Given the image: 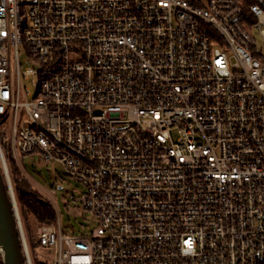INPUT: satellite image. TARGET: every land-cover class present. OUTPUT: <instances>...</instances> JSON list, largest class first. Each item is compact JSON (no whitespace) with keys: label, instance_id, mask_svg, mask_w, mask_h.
Returning a JSON list of instances; mask_svg holds the SVG:
<instances>
[{"label":"built area","instance_id":"built-area-1","mask_svg":"<svg viewBox=\"0 0 264 264\" xmlns=\"http://www.w3.org/2000/svg\"><path fill=\"white\" fill-rule=\"evenodd\" d=\"M255 32L264 0H0L11 155L60 163L95 218L67 233L54 207L37 262L0 142L26 264H264Z\"/></svg>","mask_w":264,"mask_h":264},{"label":"rangeland","instance_id":"rangeland-1","mask_svg":"<svg viewBox=\"0 0 264 264\" xmlns=\"http://www.w3.org/2000/svg\"><path fill=\"white\" fill-rule=\"evenodd\" d=\"M253 35L256 39L257 47L261 48L264 54V40L257 32ZM19 49L20 55L24 57L26 53L24 45L20 44ZM1 129L5 131V125H2ZM20 159L22 170L25 175H28L27 177L31 183L45 195H49L48 198L58 211L60 224L64 231L67 233H72L73 231L79 233L87 231L95 225L94 216L88 211H84L78 201L73 200V197L80 193L81 185L73 177L66 175L60 163L54 160H46L37 152L21 155ZM18 210L26 234L28 235L29 232L30 235L35 237L36 227L40 223H36L31 219L24 223L19 205ZM32 251L34 255L39 256L43 250L39 245H35Z\"/></svg>","mask_w":264,"mask_h":264},{"label":"trees","instance_id":"trees-1","mask_svg":"<svg viewBox=\"0 0 264 264\" xmlns=\"http://www.w3.org/2000/svg\"><path fill=\"white\" fill-rule=\"evenodd\" d=\"M253 55L264 61V57L260 54L253 52ZM0 142L6 155L11 183L24 223L29 219L36 223H49L55 221L56 212L52 202L31 183L17 166L9 149L7 134L2 129H0ZM72 233L83 234L84 232L81 231L77 233L73 231ZM28 237L32 248L38 244L37 239L30 235L29 232ZM35 257L37 258L36 255ZM36 261L39 262L38 258Z\"/></svg>","mask_w":264,"mask_h":264},{"label":"water","instance_id":"water-1","mask_svg":"<svg viewBox=\"0 0 264 264\" xmlns=\"http://www.w3.org/2000/svg\"><path fill=\"white\" fill-rule=\"evenodd\" d=\"M0 264H26L10 185L0 162Z\"/></svg>","mask_w":264,"mask_h":264}]
</instances>
